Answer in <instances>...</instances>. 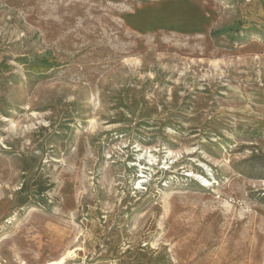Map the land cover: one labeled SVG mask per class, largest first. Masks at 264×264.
Instances as JSON below:
<instances>
[{"label": "rangeland", "instance_id": "obj_1", "mask_svg": "<svg viewBox=\"0 0 264 264\" xmlns=\"http://www.w3.org/2000/svg\"><path fill=\"white\" fill-rule=\"evenodd\" d=\"M141 1L0 0V264H264V0Z\"/></svg>", "mask_w": 264, "mask_h": 264}, {"label": "bare ground", "instance_id": "obj_2", "mask_svg": "<svg viewBox=\"0 0 264 264\" xmlns=\"http://www.w3.org/2000/svg\"><path fill=\"white\" fill-rule=\"evenodd\" d=\"M63 258H60V260L57 263H60L62 261Z\"/></svg>", "mask_w": 264, "mask_h": 264}, {"label": "trees", "instance_id": "obj_3", "mask_svg": "<svg viewBox=\"0 0 264 264\" xmlns=\"http://www.w3.org/2000/svg\"><path fill=\"white\" fill-rule=\"evenodd\" d=\"M147 0H143V1H141V2H146Z\"/></svg>", "mask_w": 264, "mask_h": 264}]
</instances>
